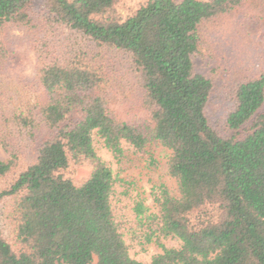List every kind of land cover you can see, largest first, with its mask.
Masks as SVG:
<instances>
[{
    "label": "trees",
    "instance_id": "trees-1",
    "mask_svg": "<svg viewBox=\"0 0 264 264\" xmlns=\"http://www.w3.org/2000/svg\"><path fill=\"white\" fill-rule=\"evenodd\" d=\"M120 2L0 0V73L16 57L7 29L24 33L36 61L34 78L0 102L10 156L0 160V264H264V65L241 67L239 55L220 64L234 103L223 135L208 111L215 82L194 61H221L217 43L232 38L217 34L230 24L251 43L260 36L264 62V0H147L127 15ZM103 52L126 56L139 74L136 101L114 92ZM43 126L48 136L27 155ZM149 145L171 152L177 194L154 187L155 211L135 201L126 228L114 201L119 184H132L100 149L122 166L128 150ZM83 164L92 171L76 185L67 171ZM126 232L142 251L162 252L133 259Z\"/></svg>",
    "mask_w": 264,
    "mask_h": 264
},
{
    "label": "rangeland",
    "instance_id": "rangeland-1",
    "mask_svg": "<svg viewBox=\"0 0 264 264\" xmlns=\"http://www.w3.org/2000/svg\"><path fill=\"white\" fill-rule=\"evenodd\" d=\"M145 1L147 0H121L118 8L124 15H127L136 10ZM43 5V2L35 3L33 12L37 15L41 14L42 12L40 11L44 9ZM227 32H229L227 36H231L232 38L228 41L230 46H226V43L218 44L216 42V50L221 56V61L199 56L194 58L196 72L211 77L215 82L216 93L208 111L214 127L223 135H226V116L233 109L234 103L232 102L231 95L228 93V83L221 80L222 77H226V74L219 71L218 68L220 64H223V61H227L224 58L232 57L234 59L235 55H239L241 67L246 68L248 66L252 67L253 71H260L259 69L264 65L263 60L260 58L259 53L257 54L254 47L256 43L259 42L260 36L256 39L254 38L251 43V41L246 38L233 33L231 25L227 24L226 30L217 34V39L219 41L223 40ZM66 36L68 37L67 34ZM66 36H62L60 40L66 41ZM5 38L7 47L16 53V57L11 65L0 73V102L8 100L14 90L15 92L21 90L23 82L29 83L28 81L32 80L35 76V56L25 47L24 33L19 30L7 29ZM97 60L107 73V77L109 78L114 92L118 93L121 98L136 101L139 74L133 69L127 57L116 53L103 52ZM239 61L235 62V64L237 65ZM4 107H6V105L2 106V108ZM262 111H264V107ZM80 117L81 113H76L73 119L77 120ZM48 134L49 130L47 127L43 126L38 132L37 143L28 144L27 155L32 154ZM170 154L171 152L168 149L158 145H149L143 153H135L133 150H128L125 163L120 166L114 162L111 154L107 152V150L100 149L101 157L111 163L115 174L118 175L120 179L132 184L130 189H128V186L123 188L122 185L119 184L117 187L119 195L114 201L117 215L121 218L126 228L134 226L135 212L133 208L135 206V201L140 200L145 206L149 207L151 211H155L156 207L151 196L154 187L165 184L173 194H177V183L170 175L168 168ZM9 159V154L0 146V160L8 161ZM91 171L92 168L88 164H83L81 166L72 165L67 171V176L71 178L76 185H80L89 178ZM127 189L129 190V195H125ZM3 226L6 227L4 223ZM125 239L131 246V257L138 261L150 262L154 255L162 252L161 248L157 245H151L147 247L145 251H142L137 243L132 240V236L127 232ZM163 242L168 248H177L180 245L173 240H166Z\"/></svg>",
    "mask_w": 264,
    "mask_h": 264
}]
</instances>
